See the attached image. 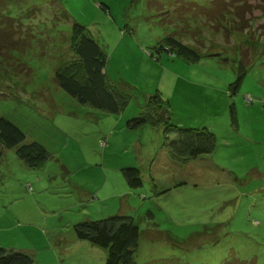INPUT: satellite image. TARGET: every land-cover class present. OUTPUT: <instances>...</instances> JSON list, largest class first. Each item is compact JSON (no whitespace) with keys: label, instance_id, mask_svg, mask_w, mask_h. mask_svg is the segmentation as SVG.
I'll return each mask as SVG.
<instances>
[{"label":"rangeland","instance_id":"rangeland-1","mask_svg":"<svg viewBox=\"0 0 264 264\" xmlns=\"http://www.w3.org/2000/svg\"><path fill=\"white\" fill-rule=\"evenodd\" d=\"M183 1L24 0L4 11L32 18L26 51L0 58V117L49 158L30 168L16 149L0 147L1 248L32 252L37 264H104L106 251L79 241L73 226L122 214L141 229L137 264H221L231 255L264 264V13L250 3L238 31L234 13L199 17L223 3ZM74 22L106 54L108 81L131 96L118 114L79 104L55 82L57 70L84 78ZM170 34L200 59L169 52ZM240 63L246 74L233 92ZM153 96L167 112L149 102ZM145 112L155 126L127 127ZM167 121L208 129L214 152L172 159ZM123 168L140 169L143 186L129 188Z\"/></svg>","mask_w":264,"mask_h":264},{"label":"trees","instance_id":"trees-1","mask_svg":"<svg viewBox=\"0 0 264 264\" xmlns=\"http://www.w3.org/2000/svg\"><path fill=\"white\" fill-rule=\"evenodd\" d=\"M23 1L0 0V58H4L9 52L26 51L25 22L32 16H8L4 13L7 9H14L12 6L23 4ZM183 2L191 6L198 5L190 0ZM221 3L225 6L222 11L212 12V7L205 8L204 13H199L202 15L199 17L217 21L220 16H225L224 12L234 13L238 22L232 21L231 28L244 31L247 27L244 14L250 7V3H254V8L264 13V0H214L216 6ZM251 9L249 11L252 13ZM237 23H241L240 26ZM223 28L227 29V26L223 25ZM71 40L84 78L80 80L75 77L74 73L57 70L54 79L58 87L81 105L111 114L120 113L131 96L128 91L114 87L108 81L106 75L107 56L98 42L78 22H74L71 26ZM164 45L167 46L169 52L183 59H200L198 52L183 44L175 35L166 36ZM70 63L60 68H67ZM246 65V63H240L236 81L230 86L233 92L237 91L246 74ZM152 100L157 102L155 106L159 110L168 111L159 96L150 97L149 102ZM230 113L232 121H234L235 113L232 107ZM156 123H158V119L155 118V115L145 112L137 118L128 120L126 125L130 129H140L147 125L155 126ZM165 126L166 132L174 135L167 147L171 158L176 161L185 163L195 160L200 156L213 153L216 148V136L206 128L184 129L171 125L168 121ZM0 147L9 150L16 149L19 159L30 168L39 167L49 158L48 150L44 145L36 141L27 142L26 134L5 117H0ZM0 153H2L1 150ZM122 174L129 188L138 189L143 186L140 169L123 168ZM147 217L149 220H153L154 214L147 211ZM73 230L78 240L101 247L106 251L104 264H137L136 255L140 244L141 229L133 217L119 214L101 220L79 222L73 226ZM0 264H36V261L32 255L24 251L0 247ZM221 264H256V261L254 258L242 260L231 255Z\"/></svg>","mask_w":264,"mask_h":264},{"label":"crops","instance_id":"crops-1","mask_svg":"<svg viewBox=\"0 0 264 264\" xmlns=\"http://www.w3.org/2000/svg\"><path fill=\"white\" fill-rule=\"evenodd\" d=\"M27 218H31L30 216H26ZM80 241V240H79ZM82 242H84V241H82ZM15 250V249H14ZM25 252V251H24ZM26 253H28V254H30V255H32L33 257H34V253H32V252H28V251H26ZM171 255V254H170ZM172 256V255H171ZM176 256V254H174V257ZM34 259H35V261H36V264H37V259H36V256L34 257Z\"/></svg>","mask_w":264,"mask_h":264},{"label":"water","instance_id":"water-1","mask_svg":"<svg viewBox=\"0 0 264 264\" xmlns=\"http://www.w3.org/2000/svg\"><path fill=\"white\" fill-rule=\"evenodd\" d=\"M163 115H164V114H162V116H163ZM164 118H165V116L163 117V120H165Z\"/></svg>","mask_w":264,"mask_h":264}]
</instances>
